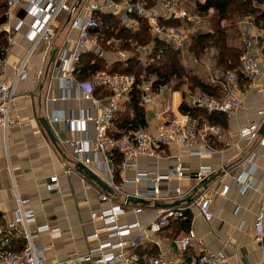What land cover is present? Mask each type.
<instances>
[{
  "label": "built area",
  "instance_id": "2783aa9c",
  "mask_svg": "<svg viewBox=\"0 0 264 264\" xmlns=\"http://www.w3.org/2000/svg\"><path fill=\"white\" fill-rule=\"evenodd\" d=\"M85 5L81 12H77L67 20L70 29L76 34L71 40V46L54 47L57 16L61 12H74L76 5L73 0H0L3 6L10 8L16 4L20 8L12 24H5L0 20V30L6 31V44L14 39L10 30H17L25 26L24 36L29 44L23 55L11 65L10 74L3 78L0 71V128L3 136L6 129L17 122V117L11 114V106L16 96V84L27 76V62L29 55L39 44H42V53L46 54L54 49V65L52 76L56 81L57 93L47 91L46 99L52 106L49 111L51 120H64L69 124L71 135L65 140L72 159L91 171L102 170L108 173L107 185L109 191L98 192L99 202L106 203L98 211L90 212V219L99 221L100 225L94 227L86 239L97 242L88 247L83 253L68 256L55 264H138L139 257L134 248L150 234H157L168 221L183 216L185 206L175 205L168 208H158L153 218L145 225H140L134 219L130 222H119L118 217L130 212L137 215L142 208L140 203L126 200L134 196L146 198L152 202H170L167 199L182 195V188L178 185H169L166 180L170 175L176 178L187 177L194 181V189L200 181L207 178L215 170L209 164H199L195 168H188L180 161L169 165L165 171L157 172L137 165L138 157L160 158L164 156V148L173 145L179 154L207 155L225 147L251 143L252 147L228 168L220 164L221 174L215 179L219 186L218 193L224 194L230 185L243 194L253 188L256 183L254 158L256 147L264 150V129L259 127L264 121V105L255 108L256 117L238 124L235 128L220 123L209 122L205 118L181 111L179 105L184 102L187 106L204 110L207 113L221 112L226 118L238 115L244 110V97L250 90L253 82L264 74V66L250 51L257 45V32L264 33V21L256 25L249 19L252 32L241 28L240 40L243 48L237 59V66L221 70L212 66L210 61L204 59L203 63L208 70L207 81L217 86L218 94H212L197 85L191 87L187 83L173 89L169 83L154 85L152 79L141 77L135 82V75L127 71H108L99 67L92 70L85 78H78L75 74L78 68L80 54L87 49L94 50L97 55H103V49L98 45V26L95 12L110 10L121 16L122 23L133 26L136 21L129 14H138L146 17L151 26L153 35H160L164 40L170 41L174 46L182 48L186 34L175 26L161 27L156 16L149 12L150 8L139 0H84ZM203 1V0H198ZM179 0H155L153 6L159 8L165 15L184 18L193 31L203 29L204 20L197 14H191L186 6L179 5ZM5 10V11H6ZM5 11L3 14H5ZM1 16V14H0ZM244 26V24L242 25ZM0 47V67L4 63L3 51ZM134 50L145 55L146 45H136ZM120 59L128 55L125 49L114 50ZM197 58H193V61ZM139 91V103L150 104V116L145 124H137L124 131L116 128L112 119L115 113L123 111L129 99V92L133 86ZM102 93L96 94V89ZM179 90L180 100L174 103L172 93ZM80 99L88 102L87 106H80L76 110L67 111L55 108L58 100ZM66 112V113H65ZM150 120V121H149ZM89 122L93 133L89 135L86 123ZM261 151V152H262ZM119 155L117 167L124 171L133 170L132 176H121L120 181L112 177V155ZM177 154V156H179ZM68 167L65 172L70 171ZM230 176L228 182L222 178ZM143 181L144 185L136 186L131 192L122 196V201H115L116 193L121 189L122 182ZM13 186L14 208L10 218L0 222V264H43L45 251L50 245L43 246L37 241L42 233H52L56 229L50 228L47 223L34 224V213L25 208L26 197L20 196ZM48 190L58 189L56 174L48 176L44 183ZM191 202L197 208L203 220L209 221L212 213L209 208L210 195L208 191L201 190L191 194ZM172 201V200H171ZM1 205V198H0ZM236 209V206H235ZM264 202L258 206L254 214L252 227L254 229V242L261 243L264 238ZM243 222L239 223L241 227ZM134 231V232H132ZM100 235L105 240L98 241ZM172 243L180 252H191L197 264H226V256L221 249H210L202 239L188 228L182 234L172 239ZM141 264H170V261L160 254L149 255ZM259 264H264V261Z\"/></svg>",
  "mask_w": 264,
  "mask_h": 264
},
{
  "label": "crops",
  "instance_id": "0c3cea01",
  "mask_svg": "<svg viewBox=\"0 0 264 264\" xmlns=\"http://www.w3.org/2000/svg\"><path fill=\"white\" fill-rule=\"evenodd\" d=\"M101 1L104 2V0ZM73 2L78 5L74 12H61L56 18L55 48L61 45L71 46V40L76 34L75 30L69 28L67 20H70L77 12H81L85 1L73 0ZM19 8L20 5L18 4L7 10L4 7L0 13V20H3L6 25L12 24ZM153 8L158 10L155 6ZM4 11L5 14H3ZM249 22V19L235 20L232 27L227 29L230 32L232 28L236 27L238 30L236 42L240 48H243L239 38L241 28H246L248 32H255L248 25ZM243 24L244 26H242ZM188 26L189 23L176 27L187 36L193 31ZM24 29L25 26L21 25L17 30H10L9 34L14 42L4 46V63L0 67L3 78L10 74L11 65L23 55L28 47L29 42L24 36ZM257 40L256 47L251 48L250 51L261 62L260 66H264V33L257 32ZM54 55V49L43 54L42 44H38L31 52L27 62V76L17 82L16 96L11 106V114L17 117V122L6 129L5 136H3L0 128V222L5 218H10L14 208L12 186L14 183L16 192L27 198L24 203L25 208L31 209L34 213L33 225L47 223L50 228L56 229L52 233H42L37 238V241L43 246L50 245V248L45 251L43 264H55L73 254L83 253L97 242L94 239L85 238L94 227L100 225L99 221L91 220L89 214L106 205V203L98 201V192L109 191L106 182L109 176L107 172L92 170L108 189L97 184L73 161L65 141L71 135L69 124L64 120H51L49 117L52 106L46 99V93L47 91L50 94L57 93L56 81L52 76ZM113 57L120 59L116 52H114ZM204 59L212 62L208 55L203 59L198 58L192 64L195 71L203 79L207 77L208 73L203 63ZM184 84L185 82L179 88ZM95 93L100 94L102 90L97 88ZM172 98L177 104L180 100L179 90H174ZM87 105V101L74 98L58 100L54 104L55 108L63 111H67L69 108L76 110L80 106ZM262 105H264V74L253 82L250 90L246 93L244 110L236 116L226 118V123L222 125L235 128L238 124L255 118V108ZM143 108L146 121V116L147 118L150 116L151 105L145 104ZM123 111L117 113L121 114ZM40 118L46 120L55 143L48 137ZM86 129L89 135L93 133L89 122L86 123ZM250 147H252L251 143L241 142L236 146L225 147L211 154L199 156L186 153L179 154L175 146L169 145L164 148V156L160 158L138 157V166L157 172L165 171L169 165L176 161H180L182 165L188 168H195L199 164H209L215 167L214 172L206 178L209 180L205 185H197L195 189V183L190 178L169 176L166 183L169 185L178 184L183 193L181 196L167 199V201L189 197V200H183L176 204L185 206L183 211L188 213V223L181 225L183 218L170 220L157 234H150L143 239L134 248V252L139 257L138 264H141L152 253L165 257L170 261V264H186L185 261L189 264L195 263L193 253L183 254L171 240L175 234H182L187 228H192L210 249H221L226 256V264H259L264 261V238L261 243L254 242V229L252 227L254 214L258 206L264 202V150L256 147L257 153L254 162L257 180L255 186L245 193H239L234 185H230L224 194H219V186L215 179L217 174L222 173L219 168L220 164L225 168L230 167ZM65 167L71 170L65 172ZM112 168V177L117 182L121 180V176L124 174L126 176L133 174L131 168L122 171L117 167V164H113ZM51 174L57 176L58 189L48 190L44 186ZM229 180L230 176L227 175L222 178L224 182ZM141 185H144L143 181L122 182L121 189L114 198L115 201H122V196L131 192L134 187ZM202 189L208 191L210 195L209 208L212 216L209 221L203 220L196 206L190 200L192 193ZM145 200L148 202L140 203L142 210L139 214L134 215L127 212L119 216L118 221L122 223L136 219L140 225H145L156 213V206L153 205V202L146 198ZM241 221L243 224L239 227ZM103 240L105 237L100 235L98 241Z\"/></svg>",
  "mask_w": 264,
  "mask_h": 264
},
{
  "label": "trees",
  "instance_id": "16d2710c",
  "mask_svg": "<svg viewBox=\"0 0 264 264\" xmlns=\"http://www.w3.org/2000/svg\"><path fill=\"white\" fill-rule=\"evenodd\" d=\"M139 1L147 7L152 3V7L149 8L154 7L155 0ZM185 6L198 14H205L208 9H211L212 12L208 18H205L203 29H197L187 34L188 42L184 40L182 48L174 46L172 42L164 40L160 35H153L151 26L143 15L129 14L136 23L133 26H126L122 23L118 13L110 10L95 12L94 15L98 20V26L95 28L98 34V45L103 48V51L112 47L128 50L129 53L122 59H112L107 66L104 54L97 55L92 49L84 50L80 54L76 76L80 79L85 78L92 70L102 67L108 71L132 72L135 75V82H138L141 77L150 78L155 86L169 83L173 89H179L186 82L188 87L197 85L212 94H218L217 86L210 84L207 77L203 79L195 71L192 65L193 58L198 59L204 53L212 50L213 54L210 56L212 66L221 70L236 67L238 55L242 50V47L240 48L236 42L238 30L234 27L228 32L227 29L232 27L235 20L243 17L250 18L254 24L260 25L264 21V0H193L189 4L185 3ZM3 8V4H0V13ZM155 15L156 21L161 27L184 26L188 23L184 18L165 15L159 8ZM115 40H117V46L114 43ZM5 45L6 32L0 30V47ZM136 45H146L147 47L144 62L141 61V52L134 50ZM182 50L186 52L189 61L185 60ZM179 108L181 111H188L205 118L209 122L226 123V117L221 112L207 113L204 110L187 106L184 102L179 105ZM119 114L115 113L112 119L113 125L119 130L127 131L137 124H145L144 108L139 103V91L135 85L129 92L125 111ZM118 161L119 155L114 152L112 162L116 165ZM181 218H183L181 225H186L189 220L188 213L183 211ZM177 235L179 234H175L173 237ZM183 254L190 253L183 252ZM152 255L156 254L152 253ZM185 262L189 264V262Z\"/></svg>",
  "mask_w": 264,
  "mask_h": 264
},
{
  "label": "water",
  "instance_id": "95a60500",
  "mask_svg": "<svg viewBox=\"0 0 264 264\" xmlns=\"http://www.w3.org/2000/svg\"><path fill=\"white\" fill-rule=\"evenodd\" d=\"M78 1V0H77ZM40 122L45 130V132L47 133L48 137L50 138V140L54 142V138H53V135L51 133V130L46 122V120L44 118H40ZM264 129V121L262 122V124L260 125L259 127V132H262ZM77 166L79 168L82 169V171L87 175L89 176L92 180H94L97 184H99L100 186H102L103 188H107L108 187L103 183V181L98 177L96 176L90 169H88L87 167L83 166L82 164L80 163H77ZM209 180L204 178L200 181V185H205V183ZM126 200H129L131 202H136V203H147L148 201L143 199V198H140V197H134V196H127L126 197ZM183 200H189V197H185V198H179V199H175L173 201H170V202H157V201H154L153 202V205L154 206H158V208H168V206H174L176 205L177 203H179L180 201H183Z\"/></svg>",
  "mask_w": 264,
  "mask_h": 264
},
{
  "label": "rangeland",
  "instance_id": "374dc122",
  "mask_svg": "<svg viewBox=\"0 0 264 264\" xmlns=\"http://www.w3.org/2000/svg\"><path fill=\"white\" fill-rule=\"evenodd\" d=\"M193 0H180L179 2H178V4L179 5H183V6H185V3H187V4H189V3H191ZM155 2V1H154ZM154 2H153V4H154ZM150 6L152 7V3L150 4ZM149 6V7H150ZM153 9V10H152ZM187 10L191 13V14H197V15H199L200 16V18L202 19V20H205V18H208V16H210L211 15V12H212V10L211 9H208V11L205 13V14H198L197 12H195L194 10H191L189 7L187 8ZM150 11L152 12V11H154V12H152L154 15L155 14H157L158 13V10L156 9V8H150ZM149 11V12H150ZM156 16V15H155ZM244 18V17H243ZM242 18H240V20H241ZM176 27V26H175ZM151 33H152V30H151ZM239 38H240V34H239ZM184 40H187V42H188V38H184ZM109 41V40H108ZM112 41V40H111ZM240 42L242 43V41L240 40ZM114 43H115V45H116V43H117V40H115L114 41ZM100 46V45H99ZM117 46V45H116ZM182 47H183V45H182ZM102 48V47H101ZM103 49V48H102ZM116 48H107V49H105L104 51H105V54H104V57H106V58H104V61L107 63L106 65L108 66V63H110V61H112V59H114V57H113V54H114V50H115ZM117 49H119V48H117ZM113 53V54H112ZM182 53H184L183 55L185 56L184 58H185V60L187 61V59H188V61H189V57H186V52L184 51V50H182ZM212 50H210V52H207V53H204L200 58H204V57H206V56H212ZM144 60H145V55H142L141 56V61L142 62H144Z\"/></svg>",
  "mask_w": 264,
  "mask_h": 264
}]
</instances>
